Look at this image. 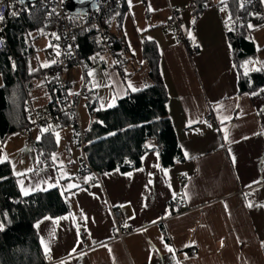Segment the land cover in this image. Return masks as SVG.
I'll return each mask as SVG.
<instances>
[{
  "label": "crops",
  "instance_id": "0c3cea01",
  "mask_svg": "<svg viewBox=\"0 0 264 264\" xmlns=\"http://www.w3.org/2000/svg\"><path fill=\"white\" fill-rule=\"evenodd\" d=\"M189 2L125 0L120 30L111 22L112 34L125 43V63L115 67L104 52L87 56L89 99L79 110L80 125L88 128L89 103L105 110L148 86L141 39L154 41L184 162L162 167L150 142L141 168L94 181L74 162L79 150L68 119L55 131L32 128L27 136L0 138V164L9 163L22 196L57 188L68 204V214L35 223L42 254L49 255L44 264H264V88L254 95L239 93L225 1L207 0L200 14L182 15L185 43L166 31L169 8ZM261 3L263 23L251 26L249 34L257 54L242 64L245 74L264 70ZM189 47L197 51L190 54ZM43 59L32 68L45 66ZM35 99L38 105L49 100L41 82ZM206 116H213V125L202 123ZM176 193L184 199L177 214L171 206ZM112 210L120 211L129 227L124 243L113 239Z\"/></svg>",
  "mask_w": 264,
  "mask_h": 264
},
{
  "label": "trees",
  "instance_id": "16d2710c",
  "mask_svg": "<svg viewBox=\"0 0 264 264\" xmlns=\"http://www.w3.org/2000/svg\"><path fill=\"white\" fill-rule=\"evenodd\" d=\"M206 2L193 0V14H200ZM227 5L230 11L227 38L238 71L239 93L254 95L264 88V70L245 74L241 66L257 54L249 34L252 31L250 25L259 27L262 24V3L228 0ZM123 10L116 12L111 20L114 19L117 30L121 28ZM45 29L36 14L7 22L10 50L0 49V76L3 80L0 88L1 139L26 125L22 82H41L48 71L42 65L32 68L28 59L31 51L28 36ZM112 36L114 49L124 57L125 43L120 36ZM141 44L150 84L142 90L129 92L113 107L105 110H95L94 103H89L93 119L87 131L84 154L90 167L100 176L114 171L128 173L141 168L143 156L150 151V142L156 145L154 149L162 167L171 168L186 160L168 116V94L160 74L159 48L154 41L145 37H142ZM79 46L80 53L86 58L95 52H103L95 38L84 37L79 41ZM68 213V204L57 188L22 196L9 163H1L0 264H44L35 223L42 218H58Z\"/></svg>",
  "mask_w": 264,
  "mask_h": 264
},
{
  "label": "built area",
  "instance_id": "2783aa9c",
  "mask_svg": "<svg viewBox=\"0 0 264 264\" xmlns=\"http://www.w3.org/2000/svg\"><path fill=\"white\" fill-rule=\"evenodd\" d=\"M260 3L262 0H252ZM68 2L65 0H42L35 3L23 5L17 1L0 0V49L10 50V42L6 32L9 20H19L29 18L36 14L46 29L42 32L46 41L42 47L41 54L48 71L44 75L41 84L45 87L48 95V102L38 105L35 99V91L40 84L38 80L24 83L22 87L25 93L24 116L26 125L18 131L22 136L32 128L51 132L59 129L65 119H68V128L74 137L76 147L80 153V173L90 174L94 181H99V176L88 164L84 147L86 145L87 131L84 130L79 121V110L81 104L89 99V93L85 84L86 69L88 60L80 53L79 41L84 37L95 38L101 50L107 53L115 67L120 68L125 60L113 47V36L110 30L113 15L125 8V0H98L95 6H90L86 11L78 9L69 12ZM194 3L189 2L181 6L169 8V21L166 31L171 33L176 42L185 43L182 34L181 17L185 13H193ZM15 13V15H13ZM263 23V17L261 16ZM31 50L28 59L34 60L35 54ZM188 51L193 54L197 47H189ZM15 60H12L14 63ZM72 68L80 70L82 75V85L78 93H72L73 84L64 77L63 73ZM90 111V110H89ZM90 120L93 119V111H90ZM213 116H206L202 119L204 124H214ZM29 145V142H25ZM183 183L185 178H182ZM171 206L175 213H180L184 209V199L181 193H176L171 199ZM113 219V239L124 243L130 233L124 215L118 210H112ZM78 234L82 240L86 238V233L82 228H78ZM192 257L197 256L195 249L189 251ZM45 260L49 255L44 256Z\"/></svg>",
  "mask_w": 264,
  "mask_h": 264
},
{
  "label": "rangeland",
  "instance_id": "374dc122",
  "mask_svg": "<svg viewBox=\"0 0 264 264\" xmlns=\"http://www.w3.org/2000/svg\"><path fill=\"white\" fill-rule=\"evenodd\" d=\"M209 3H212V2H220V1H225L227 3L228 0H208ZM143 4V2H142ZM252 26V25H251ZM43 33L40 31V32H35V33H32L28 36L27 38V41H28V44L30 45L33 53L35 54V59L31 62V64L35 65L36 63H38L39 61H42L43 57H42V47L46 44V41L44 39V37L42 36ZM97 56V55H95ZM95 56L91 57V58H95ZM43 62L44 59H43ZM64 77L69 79L71 81V83L73 84V89H72V93H78L80 88H81V85H82V82H83V79H82V75L80 73V70H78L77 68H72L70 70H67L63 73ZM88 102V100H85L84 103L82 104L83 106L86 105V103ZM90 124V123H89ZM90 127V125H89ZM88 128H83L84 130H88ZM35 132H38L37 130H35ZM76 154V158L74 159L76 165H77V169L80 173V167H79V161H80V153L79 152H75Z\"/></svg>",
  "mask_w": 264,
  "mask_h": 264
},
{
  "label": "water",
  "instance_id": "95a60500",
  "mask_svg": "<svg viewBox=\"0 0 264 264\" xmlns=\"http://www.w3.org/2000/svg\"><path fill=\"white\" fill-rule=\"evenodd\" d=\"M10 1H17L20 4L27 5L42 0H10ZM65 1L68 2V6H67L68 11L73 12L80 8L86 11L88 7L95 6L96 1L98 0H65Z\"/></svg>",
  "mask_w": 264,
  "mask_h": 264
},
{
  "label": "snow or ice",
  "instance_id": "6c2138e0",
  "mask_svg": "<svg viewBox=\"0 0 264 264\" xmlns=\"http://www.w3.org/2000/svg\"><path fill=\"white\" fill-rule=\"evenodd\" d=\"M13 15H15V13H13ZM0 19H2V16H0ZM250 27H251V25H250ZM169 251H171V249H169Z\"/></svg>",
  "mask_w": 264,
  "mask_h": 264
}]
</instances>
